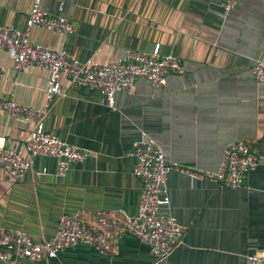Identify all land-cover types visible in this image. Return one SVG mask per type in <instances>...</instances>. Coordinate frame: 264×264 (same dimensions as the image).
<instances>
[{
    "label": "crops",
    "instance_id": "obj_1",
    "mask_svg": "<svg viewBox=\"0 0 264 264\" xmlns=\"http://www.w3.org/2000/svg\"><path fill=\"white\" fill-rule=\"evenodd\" d=\"M31 1L0 0V25L23 28ZM41 7L67 18L74 30L33 26V43L66 49L81 61L149 51L157 43L160 52L180 59L183 70L167 74L157 88L136 79L128 92L115 93L113 109L100 103L96 91L61 78L63 95L52 98L43 125L88 155L69 163L62 176L53 175L55 160L46 156H35L18 181L0 168V226L41 240L55 233L61 213L120 209L134 215L139 180L127 153L140 131L167 160L193 170L214 169L225 145L244 140L251 141L259 163L238 186L168 172L164 211L183 233L166 264H244L247 253L264 256V81L250 72L264 45V0H237L227 12L220 0H41ZM0 66V96L43 105L45 69L16 71L1 48ZM30 126L0 114V144L21 147ZM42 167L46 173H37ZM148 262L146 242L122 233L112 252L76 244L29 264Z\"/></svg>",
    "mask_w": 264,
    "mask_h": 264
},
{
    "label": "built area",
    "instance_id": "obj_2",
    "mask_svg": "<svg viewBox=\"0 0 264 264\" xmlns=\"http://www.w3.org/2000/svg\"><path fill=\"white\" fill-rule=\"evenodd\" d=\"M236 1L220 0V5L227 12ZM60 9L61 5L58 6ZM33 26L63 34L74 30L64 16L51 15L43 10L41 0L31 1L23 28L0 25V48L5 51L13 69L24 72L28 67L35 66L47 72L41 107L22 104L10 93L0 96V114L31 125L21 147L0 144V168L9 175L11 182L22 178L35 156L53 158V175L62 176L69 163L80 162L88 155L84 148L65 141L43 125L50 101L63 95L61 78L96 91L100 103L113 109L115 93L128 92L136 79H143L157 88L164 85L167 74H179L183 70L180 59L172 53L160 52L157 43L149 51L126 50L115 59L81 61L66 49H52L31 42L29 30ZM250 72L255 80L264 81V45L254 58ZM4 74L5 68L0 66V79ZM127 154L132 159V175L139 180L134 215L120 209H77L61 213L57 217L55 233L41 240H34L21 228L0 226V264L38 263L76 244L88 245L98 253H109L122 233H129L146 242L149 254L147 264H166L167 257L180 243L183 233V227L175 217L164 211L169 201L165 187L168 172L176 170L192 179L238 186L259 163L251 141L237 140L225 145L214 169L193 170L167 160L154 139L143 131L132 142ZM37 173L44 174L46 170L42 167ZM244 264H264V256L247 253Z\"/></svg>",
    "mask_w": 264,
    "mask_h": 264
}]
</instances>
